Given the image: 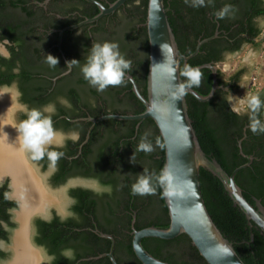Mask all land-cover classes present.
Returning a JSON list of instances; mask_svg holds the SVG:
<instances>
[{
    "label": "trees",
    "instance_id": "16d2710c",
    "mask_svg": "<svg viewBox=\"0 0 264 264\" xmlns=\"http://www.w3.org/2000/svg\"><path fill=\"white\" fill-rule=\"evenodd\" d=\"M31 1L0 0V42L5 38L12 42V46L8 48L11 59L0 56V69H4L0 76V86L10 85L19 79L22 101L31 108H41L57 101L59 97H66L70 101L71 108L57 106L53 116L54 127L63 130L79 128L82 137L80 141H71V148L68 150L55 149L64 152L65 156L59 160L58 170L52 181L58 185L69 177L79 176L97 181L102 189L100 192L83 188L71 189V216L62 221L56 216L50 222L37 219L33 223L36 227L34 241L53 258L51 264H112L107 256L101 257L111 249V241L100 235L107 234L115 239L114 256L119 264H140L132 247L133 227L136 230L149 227L167 229L170 225L162 189L155 180L152 181L154 194L139 196L131 193V186L143 169L158 174L164 168L165 147L159 130L151 119L107 120L95 125L89 142L80 148L92 123L73 124L71 121L109 114L137 115L145 111L128 80L124 78L120 86H110L99 92L83 78L81 66L86 63L92 42L117 43L126 60L132 50L134 54L129 61L133 68L126 72L134 77L141 93L146 97L149 40L146 25L138 26L146 24L149 0L128 2L132 20L116 35L114 33L110 37L106 36V20L87 24L85 28L96 25L98 27L92 31L86 29L83 37L78 38L82 42V51L71 57L70 61L78 60L79 65L73 66L70 76L57 82L52 93L49 92L52 86L49 77L59 75L67 67L58 55L57 66L51 67L46 62L45 50L48 48L42 44L44 37L34 31L41 18L43 19L44 12L42 8L35 10L34 6H27ZM100 1L105 5L103 0ZM109 1L113 3L117 0ZM164 3L180 54H193L199 41L214 36L218 22L221 23L219 37L204 44L200 52L187 64L201 67L223 63L222 53L227 49L228 40L234 39L239 32L229 35L231 23L215 18L214 13L219 7L194 8L186 5L184 0H165ZM60 11L62 17L69 18L64 21L55 20V26L59 28L94 18L100 13L97 5L85 0L67 1ZM20 26L23 27L25 36L33 29L30 37H20ZM94 32L98 33V37L93 36ZM259 33L260 31H255L253 36ZM70 34L72 32H67L65 39ZM54 38L58 40L57 33ZM30 40L33 42L29 43ZM241 42L238 40L232 50H239L242 44H238ZM129 46L132 49H128ZM17 66L20 68L19 74L13 72ZM183 66L184 63L181 62L180 69ZM201 72V85L191 89L201 96H208L213 87V73L208 68L201 69ZM242 73L241 71L225 80L218 71L219 88L208 102H199L189 94L185 97L189 117L200 145L210 159L216 160L231 174L236 168L248 163L247 158H252L250 165L237 173L235 181L249 203L256 208V202L260 201L264 207V134H253L249 129L248 114L237 115L229 104L230 94L237 91V82ZM228 85L230 89L226 91L225 87ZM261 119L264 120V112ZM146 133L153 151L135 152L141 137ZM134 152L135 163L131 161ZM41 161L45 166L49 164L46 157ZM200 184L213 221L222 235L233 244L242 261L245 264H264L262 231L235 205L221 180L205 168L200 170ZM7 193L6 186L0 188V240L5 241H9L11 231L16 228L9 210L17 208V203L9 200ZM142 244L155 258L169 264H207L186 235L170 241L144 239ZM66 250H72L74 258H66L62 254ZM6 257L7 254L0 251V260Z\"/></svg>",
    "mask_w": 264,
    "mask_h": 264
},
{
    "label": "water",
    "instance_id": "95a60500",
    "mask_svg": "<svg viewBox=\"0 0 264 264\" xmlns=\"http://www.w3.org/2000/svg\"><path fill=\"white\" fill-rule=\"evenodd\" d=\"M87 1L97 4L100 8V14L94 18L85 20L77 26H73L74 28L99 21L104 16L114 13L129 0H117L109 8L104 7L96 0ZM164 1L165 0H149L148 3L147 20L145 24L149 40L147 96L145 97L141 93L133 76L130 74L126 76V79L132 84V90L136 97L144 105L145 111L137 115L109 114L98 118L90 117L86 120L84 119L85 121L91 122L92 126L87 133L83 145L88 142L95 125L107 120L143 121L151 119L159 130L165 147L164 167H167L174 176L175 194L164 197L170 217V225L167 229L149 227L136 230L133 227L132 247L140 264H169L151 255L142 244L144 239L154 238L170 241L181 235H186L191 240L193 246L198 250L207 264H245L235 251L233 244L222 235L207 209L201 190L200 170L201 168H205L218 177L235 205H237L244 212L247 219L255 224L264 234V207L260 201L256 202V208L249 203L235 181L237 173L247 168L252 162V158H247L248 163L236 168L231 174L227 173L216 160L210 159L203 151L193 127V122L189 117L186 95L179 96L175 89L176 83L183 82L181 76H179L181 62L184 64L188 63L200 52L204 44L217 39L218 34L199 41L193 54L189 56L180 54ZM69 29L71 28H66L61 31L60 41L62 40L63 34ZM162 44L166 46L164 48L165 54L161 48ZM173 66H177V79L175 81H173L170 71V68ZM71 68L72 67H68L69 70L62 76L70 73ZM204 68L210 69L213 73V87L210 94L208 96H201L193 89L187 90V94L193 96L199 102L210 101L219 88L217 80L218 70L216 66L207 64L200 67V69ZM56 80L57 78L54 81ZM24 157L29 163L27 154H24ZM5 175L10 176L12 179L11 175ZM5 175L0 178V181L5 178ZM40 178L46 189L52 191L46 185L45 179L41 176ZM9 195L12 200L18 202V209L14 211V221L17 224V228L13 232L11 239L12 245L14 236L21 228L18 216L22 211V202L13 195L12 186ZM55 208L61 216L64 215V207L61 206V208H59L57 205L52 204L47 206L43 213H32L27 218L31 246L34 249H38L43 257L45 255L44 251L37 248L34 241L31 239L33 221L36 217L48 218L52 210H56ZM100 235L111 241L110 251L101 257L107 256L112 264H119L114 256L115 239L111 235ZM225 249L230 250V254L229 252H225ZM10 251L12 258L13 252L11 246Z\"/></svg>",
    "mask_w": 264,
    "mask_h": 264
},
{
    "label": "clouds",
    "instance_id": "9594fccd",
    "mask_svg": "<svg viewBox=\"0 0 264 264\" xmlns=\"http://www.w3.org/2000/svg\"><path fill=\"white\" fill-rule=\"evenodd\" d=\"M184 2L186 5L194 8L214 6V0H184ZM234 13L235 9L233 5L225 4L214 15L219 20L227 18L230 14L234 18ZM11 46L12 42L7 38L0 42V56L10 60L11 52L8 48ZM165 47V45H161L163 53ZM46 62L51 67H55L59 63L58 59L51 54L46 56ZM79 62L75 59L68 61L67 67L78 66ZM130 70L131 61L126 60L120 53L117 43L109 41L102 43L93 42L90 53L86 57V63L81 66L83 78L99 92L105 91L110 86H120L124 82L126 71ZM19 71V66L13 69V72L16 74H19ZM170 71L173 81H175L177 79V66L171 67ZM179 76L184 78L183 82L175 84L176 93L179 96L186 95L187 90L201 85L202 72L199 66L193 67L185 63L183 68L179 70ZM9 88L18 90V84L13 82L11 85H4V88L0 89V96L10 93L12 97L10 91H4V89ZM17 94L19 93L17 92ZM58 100L63 106L71 108V104L66 98L59 97ZM229 104L231 105L232 111L237 115L242 114L241 109L246 105L249 129L253 134H264V120L261 119V114L264 112V101H262L259 94L247 93L243 98H239L236 103H233L230 98ZM10 109L11 107L5 116L8 115ZM22 110L26 119L11 124L18 133L16 140L19 141L20 151L27 154L30 160L34 162H39L46 157L49 161V169L53 172L57 171L58 162L65 156V153L55 149L65 147V141L67 140L76 142L79 139V133L76 131L65 133L54 127L53 116L56 114L55 103H48L41 108H29L25 105ZM0 124H2V121H0ZM2 126L5 127L7 124H2ZM5 135L8 134L5 133ZM136 151L145 153L153 151L152 144L147 139V133L141 137L135 149ZM135 152L131 157L133 163H135ZM153 180L162 189V195L164 197L175 194L174 176L167 167H164L158 174L149 173L148 169H143V172L137 175L136 181L131 186L132 195L145 196L154 194L155 188L153 187ZM225 252H229L230 254V250L228 249H225ZM62 254L66 258H74L72 250H66Z\"/></svg>",
    "mask_w": 264,
    "mask_h": 264
},
{
    "label": "flooded vegetation",
    "instance_id": "af4514ba",
    "mask_svg": "<svg viewBox=\"0 0 264 264\" xmlns=\"http://www.w3.org/2000/svg\"><path fill=\"white\" fill-rule=\"evenodd\" d=\"M67 1H70V0H43L42 2H39L38 0H32L31 2H29L27 4V6H29V7L34 6V9L35 10H38V9H41L42 8V10L44 12L43 13L44 14L43 19L41 18L40 23L38 25H36V28L34 29V31L39 32L40 34L43 35L44 40H43L42 44H43L44 47L48 48V49L45 50L46 55L51 54L54 57H56V55H58L60 57V59L65 63L66 67H67L66 60H67V62L70 61V58L71 57H73V56L81 53V51H82V49H81L82 42L80 40H78V38H82L83 37L86 29H88L87 31H92L96 27H98L96 25V26H90L88 28H85V26L87 24L81 25V26L76 27V28L73 27V26H77V25L81 24L82 22H84V21H81L79 23L71 24V25L66 26V27H63V28H59L57 26L58 27L57 28L55 26L56 25L55 24V20L59 19L61 21L62 20L64 21V20H67L69 18L68 16L67 17H62L61 16V11H60L63 8V6L66 4ZM85 1H87V0H85ZM96 1H98V2L101 3L100 0H96ZM129 1H127L123 6H121L114 13H111L109 15H106L103 18L100 19V20H106V22H105V27L107 28V31H106L107 33H105L106 36H109L110 37L111 34H114V33L116 35L117 32H120V30H122V28L127 23H129V20H132L131 19L132 17L130 16L129 10H128L129 7L127 6V4H128ZM103 2H105V5L102 4V3L101 4L104 7L109 8L116 1L112 3L109 0H103ZM90 3L91 4H95V3H92V2H90ZM225 4H231V5H233V7L235 9L234 18L232 16V14H230L227 18L223 19V21L225 20L224 23H229V24L231 23L230 24L231 25V28H230V31H229V35L232 34L233 32H239V33H236L237 35L235 34L236 37L234 39L228 40V43H227L228 45H226L227 46V49L225 51H223V53H222L224 60L228 56H235V55L239 54L244 47H248L249 46V47H252V48H255V49L258 48L259 45H260V43H261V41L264 39L263 38V34H264V32H263V24H264V0H214V6L215 7L218 6L219 7V10L221 8H223V6ZM95 5H97V4H95ZM98 8H99V6H98ZM19 12H20V10H19ZM236 20L237 21H240V22L238 23V22H236ZM89 24H92V23H89ZM220 24L221 23L218 22L217 30H216V34H218V37H219V35L221 33L220 30H219L220 27H221ZM142 26H145V24L144 23L139 24L138 27H142ZM66 28H71V29L67 30L63 34L62 40L60 41V39H61L60 33H61L62 30L66 29ZM31 31H33L32 28L30 29L28 35L25 36L24 35V31H23V27L20 26V30H19L20 37H22V36L24 38L25 37H30ZM255 31H260V33L257 34L256 36H253V33ZM67 32H72V34L68 35V38L65 39V34ZM56 33L58 34V40L57 41L54 38V36L56 35ZM93 36L94 37H96V36L98 37V33L94 32L93 33ZM109 37H107V38H109ZM238 40L242 41L238 45H240V44H242V45H241V47H240L239 50L233 51L232 48L234 49L235 44H236V42ZM28 42L29 43H32L33 40H30ZM73 47H75V48H73ZM127 48L128 49L129 48L132 49L131 46H129ZM128 51H126V53ZM130 51H131L130 52L131 53L130 57H131V56H133L134 53H133L132 50H130ZM65 58H66V60H65ZM129 58H127V59L129 60ZM215 66H217V65H215ZM132 68H133V64H131V69ZM245 69H246V67H243V68H240V69L236 70L235 72H232V74H230V76L228 78V80H229L233 76L237 75L239 72H241V71L243 72L242 75L240 76V78L238 79V82H237V87H238L237 88V91L240 88L241 78H242V76L246 72ZM3 70L4 69L2 67L0 69V76H1V73L3 72ZM68 70L69 69L67 67V69L65 71L60 72L59 75L49 77V79L51 80V84H52V86H51V88L49 90L50 93H52L54 91V89H55L56 84H57L58 81H60V80H62L64 78H67L68 76H70V74L72 73V70H73V66L71 68L70 73L62 76ZM128 74H129V72H126L125 73V80H127L126 79V76ZM42 76H45V75H42ZM39 77H40V75H38V78ZM56 78H57V80L54 81ZM14 82H16L18 84V90L17 89H10V88L9 89H4V91H10L12 93V95L14 94L13 95V98H14V105L15 106H14V108L12 110V113H11V121H12L11 123L12 124L18 123L20 120H23V117L25 116V114H24V112L22 110L23 109V106L27 105L29 108H31L28 103H24L22 101V93H21L20 88H19V79L18 80L16 79ZM3 88H4V85H1L0 86V89H3ZM225 88H226L225 89L226 91H229L230 85H228ZM17 92L19 94H17ZM257 94H259L260 97H261V99H262V101H264V90L258 92ZM231 95H233V94H230V96ZM64 98H66V97H64ZM52 103H55L56 108H57V106H61V107H64V108H68V107H65L62 104H60L59 103V100L54 101ZM246 113H247V107H246V112H244L242 114L244 115ZM84 119L86 120L88 118H79V119L72 120L71 122L73 124H80V123L88 122V121H85ZM91 126H90V128H91ZM89 129H88V131H89ZM57 130H62L65 133L72 132V131L78 132L79 133V139L77 141H80V139L82 137V132H81V130L79 128H77L75 130H65V129L64 130L63 129H57ZM86 136H87V134H86ZM85 140H86V137H85ZM89 140H90V138H89ZM89 140H88V142H89ZM70 143H71V140H67V141H65V147H63V148H56V149L66 150L65 148H67V150H68L69 148H71V145H69ZM83 143L80 145V148H81V146L83 147L85 145V144L83 145ZM27 158H28V161L31 164V166L34 168V171L38 175H40L41 177H43L45 179V183H46V185L49 188H55V187L57 188L59 186H63V185H66V184L69 185V187H70L71 186L70 182L73 179H79V180H85V181H93L97 185H99V183L97 181L93 180V179H88V178L79 177V176H77V177H69L64 183L56 185L52 181V178L56 174L57 171H55V172L51 171L49 169L48 165L47 166L44 165L43 161H39V162L31 161L30 158L28 157V155H27ZM49 170H50V172H49ZM4 186H6L7 189H8L7 198L9 200H11V201H15V200H12L10 198V195H9L10 194V188H11V186L13 188V183H12V179L8 175H5V178L2 181H0V188H3ZM74 188H83V189H88V190H92V191L98 192L97 190H94V189H91V188H86V187H83L81 185H75L74 187L69 188V191L71 189H74ZM69 191H68V194H69ZM70 199L72 200V204H73V199L71 197H70ZM15 202L17 203V208L10 209L9 210V213L11 214V221L13 223H15V221H14V218H15L14 211L18 209V202L17 201H15ZM69 210H70V208H69ZM55 216L56 217H59L60 220L62 221V220L67 219L68 217H70L71 216V212H70V216H65V215L61 216L58 212H56V210H54V211L52 210V213H51V215L48 218L36 217L34 219L33 223L37 219H40V220L46 221V222H50L51 220L54 219ZM3 227L5 229H8L7 228V225H4L3 224ZM16 227H17V224H16ZM13 231H11V233H10L9 241L0 240V251L6 253L7 254V257L9 255L8 253H10V255H11L10 245L9 244L11 243V236H12V232ZM33 233H34V236H33V241H34V237L36 235V227H34V225H33ZM34 243H35V241H34ZM35 245H36L37 248L42 249L44 251V254H45L44 257L42 255V262H41V264H51L53 258L48 255V253L45 251V249L43 247L37 245L36 243H35ZM7 257L5 259L0 260V264L4 260H6Z\"/></svg>",
    "mask_w": 264,
    "mask_h": 264
},
{
    "label": "bare ground",
    "instance_id": "6f19581e",
    "mask_svg": "<svg viewBox=\"0 0 264 264\" xmlns=\"http://www.w3.org/2000/svg\"><path fill=\"white\" fill-rule=\"evenodd\" d=\"M14 95V94H13ZM10 93L0 96V178L10 174L13 183V195L22 202V211L18 216L21 228L14 236L11 250L13 257L7 264H41L42 253L34 249L29 241L28 216L32 213L44 212L49 205L64 206L61 193L46 189L40 176L27 162L20 151L18 133L11 126V113L14 108V98ZM8 135H5V133Z\"/></svg>",
    "mask_w": 264,
    "mask_h": 264
},
{
    "label": "rangeland",
    "instance_id": "374dc122",
    "mask_svg": "<svg viewBox=\"0 0 264 264\" xmlns=\"http://www.w3.org/2000/svg\"><path fill=\"white\" fill-rule=\"evenodd\" d=\"M263 32H264V24H263ZM263 38H264V34H263ZM242 67H246L245 69L246 72L241 78L240 88L235 94L229 97V99L230 98L232 99L233 103H236L239 100V98H243L247 93L257 94L258 92L264 90V39L261 41L258 48L255 49L249 46L244 47L239 54L235 56H228L223 63H220L216 66L217 70L223 74L226 80H228L232 72H235L236 70ZM252 78H256V82L253 81ZM246 107H247L246 105L243 106V108L241 109V113L246 112ZM70 184H71L70 187L69 185L66 184L63 186H59L57 188L56 187L50 188L54 192L61 193L62 199L64 201L63 207H64L65 216H70L69 208L72 205V200L70 199L68 194L69 188H72L75 185H81L86 188L97 190L98 192L102 190L100 186L93 181L73 179L70 182ZM13 232H12V236H13ZM33 236L34 233L32 231L31 233L32 240H33ZM9 245L11 246V243ZM8 254L9 255L7 259L4 260L1 264H7L11 260V255L10 253Z\"/></svg>",
    "mask_w": 264,
    "mask_h": 264
},
{
    "label": "built area",
    "instance_id": "2783aa9c",
    "mask_svg": "<svg viewBox=\"0 0 264 264\" xmlns=\"http://www.w3.org/2000/svg\"><path fill=\"white\" fill-rule=\"evenodd\" d=\"M252 80L256 82V78H252Z\"/></svg>",
    "mask_w": 264,
    "mask_h": 264
},
{
    "label": "crops",
    "instance_id": "0c3cea01",
    "mask_svg": "<svg viewBox=\"0 0 264 264\" xmlns=\"http://www.w3.org/2000/svg\"><path fill=\"white\" fill-rule=\"evenodd\" d=\"M243 68V67H242Z\"/></svg>",
    "mask_w": 264,
    "mask_h": 264
}]
</instances>
